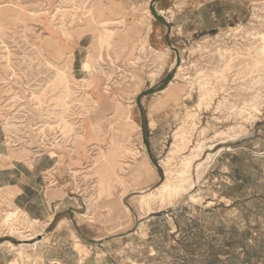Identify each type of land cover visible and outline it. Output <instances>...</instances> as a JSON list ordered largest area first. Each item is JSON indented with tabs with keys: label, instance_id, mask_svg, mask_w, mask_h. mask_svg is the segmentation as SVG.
Returning a JSON list of instances; mask_svg holds the SVG:
<instances>
[{
	"label": "rangeland",
	"instance_id": "rangeland-1",
	"mask_svg": "<svg viewBox=\"0 0 264 264\" xmlns=\"http://www.w3.org/2000/svg\"><path fill=\"white\" fill-rule=\"evenodd\" d=\"M0 264H264V0H0Z\"/></svg>",
	"mask_w": 264,
	"mask_h": 264
},
{
	"label": "bare ground",
	"instance_id": "bare-ground-1",
	"mask_svg": "<svg viewBox=\"0 0 264 264\" xmlns=\"http://www.w3.org/2000/svg\"><path fill=\"white\" fill-rule=\"evenodd\" d=\"M261 61V60H260ZM85 62V61H84ZM84 66V69L85 70H88L89 71V69H90V65H89V63L88 62H86V63H84L83 64ZM87 73V72H86ZM172 84V83H171ZM109 89V88H108ZM261 98V97H260ZM202 99V98H201ZM130 102H131V100H130ZM194 129V128H193ZM193 131V130H192ZM178 132V131H177ZM191 133V132H190ZM175 137V136H174ZM187 138V137H186ZM185 140V139H184ZM3 155V154H2ZM193 155V154H192ZM191 161V160H190ZM15 162V161H14ZM185 163V162H184ZM190 164V162H188L187 164H186V168H187V166ZM185 171V170H184ZM180 175H178V176H174V177H177L175 180H176V186H182L183 185V183L187 180V177H186V172H180L179 173ZM166 182L160 187V188H167V187H169L170 185H171V181H172V178H171V176H168L167 175V180H165ZM152 192V191H151ZM142 193V192H141ZM144 194V193H143ZM146 197H147V195H146ZM149 197V196H148ZM154 197V196H153ZM152 201V200H151ZM92 220V219H91ZM35 225V224H34ZM26 244V243H25Z\"/></svg>",
	"mask_w": 264,
	"mask_h": 264
}]
</instances>
